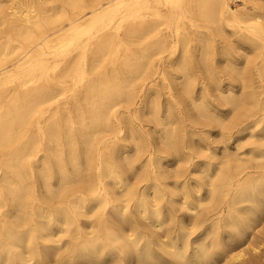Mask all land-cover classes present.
Wrapping results in <instances>:
<instances>
[{"label":"bare ground","instance_id":"obj_1","mask_svg":"<svg viewBox=\"0 0 264 264\" xmlns=\"http://www.w3.org/2000/svg\"><path fill=\"white\" fill-rule=\"evenodd\" d=\"M242 1L0 0V264H232L258 252L264 0ZM230 38L253 53L242 66ZM206 126L238 153L220 158ZM205 202L222 214H188Z\"/></svg>","mask_w":264,"mask_h":264},{"label":"rangeland","instance_id":"obj_2","mask_svg":"<svg viewBox=\"0 0 264 264\" xmlns=\"http://www.w3.org/2000/svg\"><path fill=\"white\" fill-rule=\"evenodd\" d=\"M263 3V5H264V1L262 2ZM229 6L231 7V8H233V9H237V8H239V7H241L242 6V4H243V1L242 0H229ZM192 31V30H191ZM216 43H218V42H216ZM226 43H228V45L229 46H231V47H234L236 50H237V52H238V56H239V60L240 61H238L241 65L240 66H242V63L244 62L245 63V61H246V58L249 56V57H251L252 56V54L253 53H251V49L250 50H248V47L247 46H244V48H242L243 46H240L239 47V44H237V43H235L234 42V40H233V38H230V39H228L227 41H226ZM219 44V43H218ZM249 54V55H248ZM244 59V60H243ZM223 64H225V63H223ZM224 81H223V87H224V89L225 90H227V88H228V80H227V78H226V80L225 79H223ZM227 86V87H226ZM165 90V89H164ZM163 90V96L161 97V101H162V104L164 105L165 104V99H166V97H167V94H165L166 93V91H164ZM260 90L262 91V90H264V87L263 86H261L260 87ZM179 108H183L182 107V105L180 106L179 105ZM225 110H227L226 109V107H221L220 108V112L222 111H225ZM126 111V108H124V113H121L122 115L124 114V115H128V113H126L125 112ZM185 114V113H184ZM193 114V118L194 119H196V120H199V121H202L203 122V120L202 119H199L198 117H197V115H195V113H192ZM219 114H224V113H219ZM164 115V114H163ZM161 118L162 119H165V116H161ZM125 123H120V126H121V130H122V134H124V132L126 131V125L125 126H123ZM134 124H136L137 126L136 127H138V128H140V129H143V131H145V132H149V133H154V129H155V125H154V123H151V122H147V121H145V122H143V121H140V120H135L134 121ZM206 128L207 129H209V130H211V132H212V135H211V133H210V135L208 136V139H207V142L208 141H210V142H208V147H210L211 149H212V151L213 152H216V154L221 158L222 157V159L224 160V161H226V159L228 160L229 158H228V155H229V157H231V155L233 154V155H236V153H238V150L236 149V146L234 145V142L230 139L229 141H223V140H221L222 138H221V136L219 137V132H220V130L218 129V128H212V127H210V126H206ZM211 128V129H210ZM153 130V132H152V130ZM149 130V131H148ZM150 130H151V132H150ZM158 133V132H157ZM160 133V132H159ZM159 133H158V135H159ZM229 138L230 137V135H226L225 136V138ZM109 140V141H112L113 139H114V135H109V136H107L106 137V140ZM195 139H197V137L196 138H194V142L196 143V150L198 151V152H200V154H204V156H210V150L208 149V147H201L200 148V146H199V144L197 143V141H198V139L197 140H195ZM228 140V139H227ZM224 142V143H223ZM214 148H216V149H214ZM225 148H227L228 149V151L227 152H231L230 154H227V153H225L224 154V151H225ZM204 149V150H203ZM244 150H246V154H245V156H244V154H242V156H244V158L246 157V155H247V157H249V153L247 152V149H244ZM186 151H188V149L186 150ZM191 152V151H190ZM240 152V151H239ZM192 153V152H191ZM209 153V154H208ZM221 154V155H220ZM226 155V156H225ZM211 157V156H210ZM227 157V158H226ZM246 157V158H247ZM194 160L195 159H193V160H191L189 163H188V167L187 168H190V170H191V168L193 167V163H194ZM170 164V165H169ZM176 167L175 165H176V163H174V161H170V162H168L167 163V168L169 169V168H171V167ZM249 166L251 167V168H249ZM253 166V164H249L248 165V167L246 168V171L245 172H247L246 174L247 175H249V176H255L256 175V168ZM170 170V169H169ZM251 172V173H250ZM98 173H99V178H101V173H100V170H98ZM249 173V174H248ZM253 173L255 174V175H253ZM251 174V175H250ZM187 176V178H186V180L191 176V175H189V169H188V175H186ZM185 176V177H186ZM195 176H197V175H195ZM174 179L175 178H173V177H171V179H169V181L170 182H174ZM182 180L184 179L185 180V178H181ZM205 191V190H204ZM204 191H202V194H205L204 193ZM76 194V193H75ZM205 205H203L202 207H203V209H204V211H203V209H202V207L198 210V212H197V214H190V213H188L189 215H191V217H193V216H195V215H198V214H200V213H202V212H206V211H209V213L210 214H212L213 215V217L216 219L218 216H220L222 213L220 212V213H217V214H215L216 212H217V206H216V203H214V202H211V203H208L207 202V204H206V202L204 203ZM210 204V205H209ZM210 206V207H209ZM205 207V208H204ZM211 208V209H210ZM214 209V210H213ZM215 210H216V212H215ZM213 212H214V214H213ZM181 214H182V216H183V212H181ZM187 214V215H188ZM188 215V216H189ZM193 215V216H192ZM82 221H83V219H82ZM177 221V220H176ZM187 222H188V225H189V228L191 229V228H193V221H191L190 219H189V217H187ZM186 222V223H187ZM171 222H169V224H170ZM171 225H173V229H175L176 227H177V225L175 226V224L174 223H171ZM192 225V226H191ZM203 225H209V221H207V223H204ZM192 230H194V229H192ZM198 231V232H197ZM202 230L199 228V229H195V232L193 231V233H192V238H195V237H197L199 234H200V232H201ZM198 234V235H197ZM67 238V239H66ZM71 238V235H67V237H64V240H69ZM260 245V246H259ZM257 247L259 248L257 251L258 252H249V253H247L246 255H244V256H242V257H240V258H238V259H236V260H234L233 261V263L232 264H264V241H262V243H260ZM247 259V260H246Z\"/></svg>","mask_w":264,"mask_h":264}]
</instances>
